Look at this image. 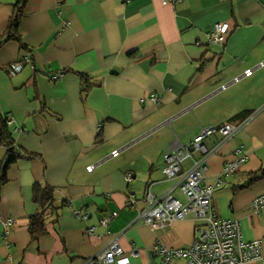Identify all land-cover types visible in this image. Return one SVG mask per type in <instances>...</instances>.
Returning <instances> with one entry per match:
<instances>
[{
  "label": "crops",
  "instance_id": "1",
  "mask_svg": "<svg viewBox=\"0 0 264 264\" xmlns=\"http://www.w3.org/2000/svg\"><path fill=\"white\" fill-rule=\"evenodd\" d=\"M14 2L0 0V37ZM218 22L229 25L224 45L208 42ZM18 31L27 47L0 45V112L15 146L35 157L9 164L2 183L0 147V264H81L113 241L138 248L131 264H154L157 241L188 247L192 217L152 230L141 216L145 197L184 202L180 178L162 172L166 151L226 122L233 137L216 131L202 141L204 182L216 214L235 220L245 241L260 240L264 254V208H252L264 195V0H28ZM25 55L20 72L6 70ZM240 146L246 161L219 183ZM203 157L192 152L181 171ZM35 183L51 187L53 200L45 232L33 238Z\"/></svg>",
  "mask_w": 264,
  "mask_h": 264
},
{
  "label": "built area",
  "instance_id": "2",
  "mask_svg": "<svg viewBox=\"0 0 264 264\" xmlns=\"http://www.w3.org/2000/svg\"><path fill=\"white\" fill-rule=\"evenodd\" d=\"M171 0H162L163 4ZM229 33V25L226 22L214 24L213 29L208 32V42L211 44L224 45ZM31 62L29 55H25L19 60L10 63L6 70L9 73L20 72L25 64ZM264 61L259 63L263 66ZM253 69H246L243 76H250ZM53 78H56L55 76ZM236 77L233 81H238ZM151 99L158 103V98L152 95ZM12 120L8 117L7 124L11 125ZM219 132L224 138L233 137L236 128L229 122L218 127H202L198 134L189 144L180 146L175 150H167L165 153V164L162 172L166 178L179 177L180 189L185 197V201L173 197L170 193L155 196L152 192H147L146 201L148 207L143 210L141 216L146 225L152 230L164 229L173 222L183 220L191 216L195 223V234L192 242L185 248H170L157 241L154 246V264H172L174 259L180 258L182 264H264V254L260 240L245 241L241 237L240 228L235 220H228L219 217L212 207L213 186L204 182L208 169L206 158L209 154L203 146V139L213 132ZM192 152L203 154L202 159L193 161L192 166L181 171V162L190 157ZM112 156H116L115 150ZM237 156L231 161H227L218 174V182L226 176L234 174L240 170V166L246 161L248 155L243 146L236 151ZM94 165L88 167L91 171ZM132 174L127 175L131 180ZM130 199L128 202H132ZM253 211L259 213L264 208V195H259L252 202ZM78 217L87 218V215ZM11 221V220H9ZM108 219H103L101 224L107 225ZM139 256L137 247L125 250L118 242H111L97 256L84 260L81 264H131V258Z\"/></svg>",
  "mask_w": 264,
  "mask_h": 264
},
{
  "label": "trees",
  "instance_id": "3",
  "mask_svg": "<svg viewBox=\"0 0 264 264\" xmlns=\"http://www.w3.org/2000/svg\"><path fill=\"white\" fill-rule=\"evenodd\" d=\"M28 0H15L13 3L12 14L9 17L7 28L4 34L0 37V45L2 43L14 40L19 43L21 48L27 47L19 34L18 27L20 19L23 15L24 8ZM82 81L83 91H87L91 87V82L88 76L80 74ZM243 114H240L241 116ZM8 117L2 115L0 112V147H3L7 151V160L1 169V182L4 183L6 180V169L9 164L17 161L21 158L32 159L35 157L34 154L22 152L14 144L13 132L7 124ZM260 175H264V167L260 172ZM258 174H256L257 177ZM33 200L38 204V211L29 218V231L33 238L45 232V221L46 211L52 204L53 200V189L49 186H42L40 183L33 185Z\"/></svg>",
  "mask_w": 264,
  "mask_h": 264
}]
</instances>
